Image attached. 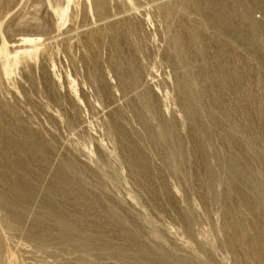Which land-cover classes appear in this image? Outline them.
Returning <instances> with one entry per match:
<instances>
[{
	"label": "rangeland",
	"instance_id": "1",
	"mask_svg": "<svg viewBox=\"0 0 264 264\" xmlns=\"http://www.w3.org/2000/svg\"><path fill=\"white\" fill-rule=\"evenodd\" d=\"M104 1L0 0V264H264V0Z\"/></svg>",
	"mask_w": 264,
	"mask_h": 264
},
{
	"label": "bare ground",
	"instance_id": "2",
	"mask_svg": "<svg viewBox=\"0 0 264 264\" xmlns=\"http://www.w3.org/2000/svg\"><path fill=\"white\" fill-rule=\"evenodd\" d=\"M96 11L100 15H105V1L104 0H95ZM235 13V11H233ZM245 18V17H244Z\"/></svg>",
	"mask_w": 264,
	"mask_h": 264
}]
</instances>
